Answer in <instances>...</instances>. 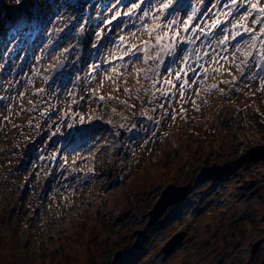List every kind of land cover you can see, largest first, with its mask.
<instances>
[{"label": "rangeland", "instance_id": "rangeland-1", "mask_svg": "<svg viewBox=\"0 0 264 264\" xmlns=\"http://www.w3.org/2000/svg\"><path fill=\"white\" fill-rule=\"evenodd\" d=\"M122 83L134 86L135 80L130 75L107 79L102 73L96 87L118 95ZM9 104L0 119V148L6 147L0 174L14 179L8 164L15 142L12 132L23 128L21 120L27 115L11 130L9 122H15L20 110L9 111ZM239 107L248 110L247 117H235ZM131 109L142 111L141 102L118 106L114 117L121 119ZM113 110L107 108L106 115ZM228 115L235 117L233 123L225 119ZM133 121L128 117L126 124ZM247 150L264 155V95L251 82L237 93L202 98L201 104L189 107L187 122L167 121L146 149L150 156L142 157L117 186H109L111 177L102 189L88 187L73 208L67 206L66 191L58 203L53 196L46 225L30 219V193L23 199L22 186L1 182L0 264H264V239L257 253L251 252V245L264 238V159L245 158ZM128 158L120 172L126 170ZM227 163H233V172L210 187L213 180L204 177L205 170ZM169 183L191 186L189 198L204 209L193 214V206L183 200L168 213L163 230H146L148 214ZM179 232L185 233L182 242L166 255L162 248ZM118 251L122 259L113 263Z\"/></svg>", "mask_w": 264, "mask_h": 264}, {"label": "snow or ice", "instance_id": "snow-or-ice-1", "mask_svg": "<svg viewBox=\"0 0 264 264\" xmlns=\"http://www.w3.org/2000/svg\"><path fill=\"white\" fill-rule=\"evenodd\" d=\"M144 2H146V0H144ZM172 3V0H169L168 3H163L161 5L162 10L166 11L170 5ZM141 8V4H137V3H133L131 5V7L128 8V11L126 13V15H132L135 11L139 10ZM197 9L193 8L192 9V14L188 16L187 18V22L184 24V28L185 30L188 29V25L193 21L194 17H195V13H196ZM251 11L252 12H257V17H256V22L258 24H262L264 23V7H261L258 3L253 2L251 4ZM121 14L119 12L116 13V17L120 16ZM143 15L145 17H148L150 15L149 11H144ZM249 15H251V12H249L248 14H246L245 16H243L241 18V21H237V24H239L240 26L244 27L246 32H252V29H250L247 25H244L242 23L243 20H247L249 18ZM116 17H113V19H115ZM152 20L153 23L151 25H147L145 24L144 27L147 29V31L149 32V34L151 35V33L155 30H159L163 27L162 24L160 23H156L155 21L157 20V16L156 15H152ZM109 23H111V21H109ZM174 21H169V25L173 24ZM219 24V21H216L213 23V27H216ZM234 28H236V25H233ZM259 33L261 35H264V27L259 29ZM176 35V33H165L164 36L162 37L161 35H156L155 36V40L157 41V44L155 45L156 48L159 49V52L155 55V56H150L149 55V48L153 47V45L151 44V41H145L143 43V55H144V59L145 61L149 60V59H154V60H162L163 55L167 54V53H174L175 49H176V45L174 43H172V36ZM236 35H240L239 32L236 33ZM253 35H256L255 33H253ZM98 38L100 36V34H97ZM164 38H167L169 40L168 44H164L162 42V40ZM121 41H123V37L120 38ZM227 37H225V42L227 41ZM187 42H191V38L187 39ZM137 46L136 45H132V49H136ZM134 54V53H133ZM261 55H264V45H261ZM137 59H139V56L136 57ZM185 83H187V81H185ZM100 99H103V97H100ZM83 121H81L82 123Z\"/></svg>", "mask_w": 264, "mask_h": 264}, {"label": "water", "instance_id": "water-1", "mask_svg": "<svg viewBox=\"0 0 264 264\" xmlns=\"http://www.w3.org/2000/svg\"><path fill=\"white\" fill-rule=\"evenodd\" d=\"M179 189H180V188H179ZM173 190L175 191V190H178V189H176V187L173 186V185H169V186L163 191L162 196L160 197V199L158 200V202L155 204L154 209H153L150 213L153 214L154 211H156V210L158 209V207H159L160 209H162V208H164L167 204H169L170 202H172V201L176 200L177 198H179V195L171 197L170 194H171V192H172ZM183 236H184L183 233L175 235V236L170 240V242H169V243H168L163 249H164L165 251L168 252V251L171 249L172 245H173L174 243H176L178 240H180ZM118 256H119V253L117 254L116 257H118Z\"/></svg>", "mask_w": 264, "mask_h": 264}, {"label": "bare ground", "instance_id": "bare-ground-1", "mask_svg": "<svg viewBox=\"0 0 264 264\" xmlns=\"http://www.w3.org/2000/svg\"><path fill=\"white\" fill-rule=\"evenodd\" d=\"M234 62H238V58H237V57H234V58L232 59V63H234Z\"/></svg>", "mask_w": 264, "mask_h": 264}]
</instances>
